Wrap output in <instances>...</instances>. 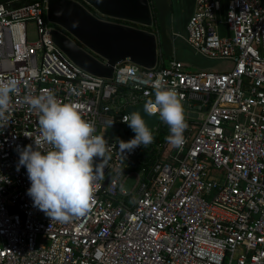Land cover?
Listing matches in <instances>:
<instances>
[{
  "label": "built area",
  "instance_id": "obj_1",
  "mask_svg": "<svg viewBox=\"0 0 264 264\" xmlns=\"http://www.w3.org/2000/svg\"><path fill=\"white\" fill-rule=\"evenodd\" d=\"M50 28L46 0H0V83L19 81L0 120V264H264V0H228L224 15L222 0H194L185 42L230 64L221 72L163 59L154 71L125 63L113 81L96 79L60 53ZM157 89L176 91L190 131L182 148L168 133L139 175L144 146L121 151L120 140L132 139L122 119ZM47 93L108 145L90 211L66 222L33 206L27 170H16L19 150L35 149L40 135L27 98Z\"/></svg>",
  "mask_w": 264,
  "mask_h": 264
},
{
  "label": "clouds",
  "instance_id": "obj_2",
  "mask_svg": "<svg viewBox=\"0 0 264 264\" xmlns=\"http://www.w3.org/2000/svg\"><path fill=\"white\" fill-rule=\"evenodd\" d=\"M19 81L10 79L0 83V120L5 119L11 95L18 90ZM27 102L39 113L40 135L19 150L16 170L23 166L31 183L27 195L33 206L44 212L51 221L66 222L84 216L90 211L93 200V183L102 176L106 164L107 141L93 135L94 125L82 118L69 103L59 101L53 94L28 97ZM149 116L159 114V118L169 128L168 142L176 148L185 143L184 131L187 128L184 109L173 89H157L155 100L144 105ZM122 122L135 133L134 138L120 140L123 153L131 152L143 145L154 142V136L146 120L138 111L124 115ZM46 143L54 150L42 153L39 146ZM96 158L99 162H96Z\"/></svg>",
  "mask_w": 264,
  "mask_h": 264
},
{
  "label": "water",
  "instance_id": "obj_3",
  "mask_svg": "<svg viewBox=\"0 0 264 264\" xmlns=\"http://www.w3.org/2000/svg\"><path fill=\"white\" fill-rule=\"evenodd\" d=\"M227 2L222 0L223 15ZM172 12L169 0H46V21L55 47L74 67L105 81H113L122 64L154 71L163 59L174 58L166 25ZM219 31L228 36L224 25ZM148 101L127 106L124 113L140 112L152 131L157 125L166 127L159 115L144 112ZM126 132L134 138L128 124Z\"/></svg>",
  "mask_w": 264,
  "mask_h": 264
},
{
  "label": "rangeland",
  "instance_id": "obj_4",
  "mask_svg": "<svg viewBox=\"0 0 264 264\" xmlns=\"http://www.w3.org/2000/svg\"><path fill=\"white\" fill-rule=\"evenodd\" d=\"M172 7L173 12L170 16L167 17L166 25L167 31L170 32L171 28L174 27V31L180 33V35L184 36V23L187 21L188 17L191 15V8L193 7L194 0H169ZM191 12V13H190ZM27 36L28 40L32 41L36 38V31L33 24H27ZM180 46L183 48L184 55L187 57H191L192 63L187 64V67L190 71H205V70H213V71H224L230 68V64L223 63L215 60H209L204 57L197 55L191 47L182 39H175ZM190 51V53H189ZM183 52H181L180 56H183ZM186 53V54H185ZM174 58H177L176 54ZM116 134L113 132V135ZM139 175L142 174L141 170L136 169ZM133 178H129L128 183L126 184V189L129 190L131 185L133 184Z\"/></svg>",
  "mask_w": 264,
  "mask_h": 264
},
{
  "label": "trees",
  "instance_id": "obj_5",
  "mask_svg": "<svg viewBox=\"0 0 264 264\" xmlns=\"http://www.w3.org/2000/svg\"><path fill=\"white\" fill-rule=\"evenodd\" d=\"M33 1L34 0H25L26 3L33 2ZM166 134L167 132L165 130L159 131L157 136L154 138V143L143 148L141 154L138 157L137 162H135L136 168H139V169L144 168V167L146 168L149 165L150 161L155 160V156H156L155 147L163 143L164 135Z\"/></svg>",
  "mask_w": 264,
  "mask_h": 264
},
{
  "label": "crops",
  "instance_id": "obj_6",
  "mask_svg": "<svg viewBox=\"0 0 264 264\" xmlns=\"http://www.w3.org/2000/svg\"><path fill=\"white\" fill-rule=\"evenodd\" d=\"M193 6H194V3H193ZM191 9L193 10V7H192ZM192 10H191V12H192ZM191 12H190V13H191ZM173 29H174V27L171 28V30H170V32H169V35H170V37H171V39H172L173 48H174V51H175V54H176L177 58H172V59H176V60H178V61H181V62L185 63V65L187 66V64H190V63L193 62V61L191 60L192 58H191V57H187V58H186V56L184 55V52L181 51V50H183V48L180 47V46H177L179 43L175 40V39L179 38V39H182V40L185 41V39H184V38H185V32H184V36L182 37V36L180 35V33L175 32ZM181 52H183V56H182V57L180 56ZM189 53H190V51H189ZM185 54H186V53H185ZM190 54H191V53H190ZM161 130H165V131L167 132V134L169 133V129H168V126H167V125H166V127H164V128H160V131H161ZM188 131H190V129L187 127L186 130L184 131V133H187ZM167 134H166V135H167ZM166 135H164V140H165ZM163 142H164V141H163Z\"/></svg>",
  "mask_w": 264,
  "mask_h": 264
}]
</instances>
